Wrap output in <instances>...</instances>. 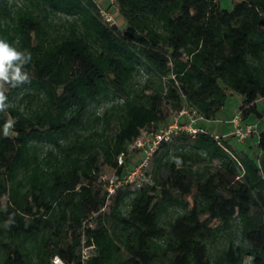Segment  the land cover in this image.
<instances>
[{
	"label": "trees",
	"instance_id": "obj_1",
	"mask_svg": "<svg viewBox=\"0 0 264 264\" xmlns=\"http://www.w3.org/2000/svg\"><path fill=\"white\" fill-rule=\"evenodd\" d=\"M220 1L117 0L123 28L104 22L93 0H0V38L32 54L31 83L10 89L12 107L0 113V264L55 256L80 264L83 246L95 247L86 264H264V132L257 162L205 129L162 144L156 154L186 143L159 160L168 174L153 185L108 199V182H99L104 167L127 174L130 146L167 122L164 104L211 120L229 90L242 97L243 122L264 120V0H237L230 10ZM58 15L66 19L55 33ZM142 71L148 77L135 88ZM110 100L91 124V106ZM9 116L17 123L5 138ZM169 209L179 212L166 227ZM235 223L242 243L212 262L209 243Z\"/></svg>",
	"mask_w": 264,
	"mask_h": 264
},
{
	"label": "rangeland",
	"instance_id": "obj_2",
	"mask_svg": "<svg viewBox=\"0 0 264 264\" xmlns=\"http://www.w3.org/2000/svg\"><path fill=\"white\" fill-rule=\"evenodd\" d=\"M236 1L237 0H221L220 5L222 8L230 10V9H232V7ZM117 18L119 20L120 26H122L124 28L125 22L123 21V19L119 15V13L117 14ZM65 19H66V17L64 15H58V17L53 18V30L55 33L63 30L62 23H64ZM147 77H148V73L145 71H142L140 74L136 75L134 78V81H133L134 87L135 88L141 87V85H143V83L145 82ZM228 95H229V97H228V101L225 105V111H222V112L229 113L230 115L232 114V118L230 120V121H232L234 116L237 113H240V104L242 101H240V99H239L240 95H238L237 93H231V91L228 90ZM20 98L21 97L19 96L16 99V102H18ZM113 103L114 102L112 100H110V101H104V102H99L97 104H93L90 108L89 116H88L90 123L92 124L95 116L102 115L106 109H108L109 107H111L113 105ZM21 105L24 108L26 106H29L28 100L27 99L24 100V102H22ZM262 106H264V100H261V99L257 100V107L259 110L262 108ZM164 109H165V113L167 116V122L161 128L166 126L171 121L172 116H173L172 114L174 112L168 104H164ZM222 112H221V114H223ZM247 121L248 122H243V124L254 125L255 130H256L254 133H252L249 136V138H247L245 141H239V139L234 134L235 128L233 127V129H231L232 133H231L230 137L229 138L224 137V139H228L232 149L235 152L244 153V154L248 155L250 158L255 159L257 162L259 152L257 151V144L256 143H257V137H258L259 133L264 132V120H258V119L251 117ZM201 123L203 125L205 124L204 122H201ZM111 126L116 127V123L111 124ZM233 126H234V124H233ZM110 131L111 130H108V134L112 133V131L111 132ZM222 133H220L217 136L221 137L220 135ZM214 135H216V134H214ZM147 137H149V133L147 131H145L144 133L141 134L142 139H146ZM185 144L186 143H180V142L175 140L169 146L162 148L156 155H154L152 157V159L149 161L148 167L145 170V176H146L147 180L143 184L153 185L155 176L157 178H160L161 176L165 177L168 174V170L164 166H161L159 168V164H158L159 160H164V161L165 160H173L174 159L173 154L176 152L177 148H180ZM130 155H131V157H130V161H129L128 165L130 167H135V166L139 165L141 162V158H142V152L139 150L130 151ZM102 174H104V175L102 178L99 179V182L103 181L104 183H107L110 178L114 177L112 174V171L108 167L103 168ZM131 197H132V194H130L126 197L125 203L123 205L124 211L128 210L127 204H128L129 198H131ZM6 201H7V199L5 198L4 202L6 203ZM110 202L113 203L114 200L113 201L111 200ZM105 212H109V208H107L105 210ZM178 212H179V210H177V209H169L167 215L163 219V223L166 227H169V222H172L175 219ZM111 223H112V220L110 219L109 225ZM95 224H96V222L93 223V225H95ZM230 243H235V244H241L242 243L241 236H240V227L237 223L234 224L233 228H231L227 232L220 234L217 238H215L214 240H212L209 243L210 260L212 262H215L216 259L222 253V251L225 248H227ZM120 257L122 259L126 260L129 258V255L125 251H122ZM1 259H2V253L0 251V261H1ZM157 264H170V260L166 258V259L159 261Z\"/></svg>",
	"mask_w": 264,
	"mask_h": 264
},
{
	"label": "built area",
	"instance_id": "obj_3",
	"mask_svg": "<svg viewBox=\"0 0 264 264\" xmlns=\"http://www.w3.org/2000/svg\"><path fill=\"white\" fill-rule=\"evenodd\" d=\"M99 10L101 18L110 26H120L117 14L119 13V7L117 0H93ZM201 122H210L203 115H201L196 109L185 105L179 112H176L172 116V120L163 128L159 129L155 133H150L149 137L137 139L129 148V151L139 150L142 152V158L139 165L130 167L128 165V172L125 176L118 178L113 177L108 180L107 191L108 199L115 195L118 188L131 185L134 189L140 188L144 182H146L145 170L148 167L149 161L160 149L163 143H169L175 136L180 134H188L196 136L201 132H205V129L200 126ZM232 123L234 124V134L239 141H245L249 136L254 133L255 126L250 124H243L241 113H237ZM143 131L142 133H144ZM214 135V134H213ZM217 140L219 136L214 135ZM119 165H125V155L121 154L118 158ZM106 209L103 208V211ZM85 243V240L83 241ZM95 252L94 246H83L81 251L80 264H86ZM52 264H76L74 262L69 263L63 260L59 256L52 258ZM243 264H253L251 257H246Z\"/></svg>",
	"mask_w": 264,
	"mask_h": 264
},
{
	"label": "clouds",
	"instance_id": "obj_4",
	"mask_svg": "<svg viewBox=\"0 0 264 264\" xmlns=\"http://www.w3.org/2000/svg\"><path fill=\"white\" fill-rule=\"evenodd\" d=\"M32 61V54L27 50H19L10 44L6 39L0 38V113H7L12 107L7 95L10 89L22 87L31 83L29 72L26 66ZM17 123L14 117L9 116L2 125V134L5 138L11 135ZM176 163L179 165L180 161ZM14 223V216H9L4 227L8 228Z\"/></svg>",
	"mask_w": 264,
	"mask_h": 264
},
{
	"label": "crops",
	"instance_id": "obj_5",
	"mask_svg": "<svg viewBox=\"0 0 264 264\" xmlns=\"http://www.w3.org/2000/svg\"><path fill=\"white\" fill-rule=\"evenodd\" d=\"M239 97H240L239 98L240 101H242V97L241 96ZM222 111H225V107L217 113L215 119H211L210 122H204L205 123L204 125L200 123V126L206 129L207 131H210L212 134L219 135L220 133L223 132L220 136L229 138L232 133L231 129H233L234 127L232 121H230L232 118V114L230 115L229 113H224ZM221 112L223 114H221Z\"/></svg>",
	"mask_w": 264,
	"mask_h": 264
}]
</instances>
